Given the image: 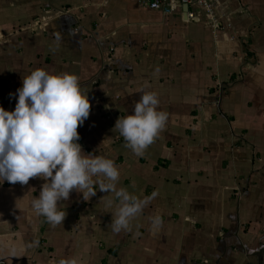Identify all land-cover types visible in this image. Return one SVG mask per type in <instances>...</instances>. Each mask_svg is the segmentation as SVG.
<instances>
[{
    "label": "crops",
    "instance_id": "obj_1",
    "mask_svg": "<svg viewBox=\"0 0 264 264\" xmlns=\"http://www.w3.org/2000/svg\"><path fill=\"white\" fill-rule=\"evenodd\" d=\"M187 12L194 17L139 0H0V107L14 109L34 69L76 75L90 104L77 127L82 152L114 161L117 188L155 193L114 233L110 192L70 191L51 226L30 206L41 178L4 181L0 264H264V0H215L209 12L191 3ZM141 90L156 94L168 119L137 156L114 124Z\"/></svg>",
    "mask_w": 264,
    "mask_h": 264
},
{
    "label": "clouds",
    "instance_id": "obj_2",
    "mask_svg": "<svg viewBox=\"0 0 264 264\" xmlns=\"http://www.w3.org/2000/svg\"><path fill=\"white\" fill-rule=\"evenodd\" d=\"M140 93L131 114L117 118L114 124L125 146L137 156L143 154L168 119L167 113L158 110L155 93ZM15 99L13 110L0 107V184H25L30 178H41L44 183L30 206L51 226L62 223L65 211L58 209V201L67 200L70 191H78L83 198L95 195L97 189L110 192L114 197L107 201L109 206L114 205L110 227L114 233L128 230L130 220L155 193L138 198L123 187L117 188L119 170L114 161L82 152L77 127L87 119L90 104L81 93L78 77L34 69L23 77ZM149 219L150 230L155 233L161 226V217L157 213ZM3 247L7 258L16 257L19 251L14 244ZM56 264L77 262L61 258Z\"/></svg>",
    "mask_w": 264,
    "mask_h": 264
},
{
    "label": "built area",
    "instance_id": "obj_3",
    "mask_svg": "<svg viewBox=\"0 0 264 264\" xmlns=\"http://www.w3.org/2000/svg\"><path fill=\"white\" fill-rule=\"evenodd\" d=\"M214 2L215 0H194V2L191 0H139L141 5L165 15L171 14L176 6H189L191 3H194L201 10L209 12ZM186 15L189 19L194 17L193 12H187Z\"/></svg>",
    "mask_w": 264,
    "mask_h": 264
},
{
    "label": "water",
    "instance_id": "obj_4",
    "mask_svg": "<svg viewBox=\"0 0 264 264\" xmlns=\"http://www.w3.org/2000/svg\"><path fill=\"white\" fill-rule=\"evenodd\" d=\"M191 2H194V0H191ZM183 7H185V13H187L188 5H183Z\"/></svg>",
    "mask_w": 264,
    "mask_h": 264
}]
</instances>
